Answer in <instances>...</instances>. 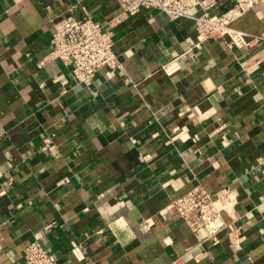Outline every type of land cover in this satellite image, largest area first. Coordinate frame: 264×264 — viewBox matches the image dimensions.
<instances>
[{
	"label": "crops",
	"instance_id": "0c3cea01",
	"mask_svg": "<svg viewBox=\"0 0 264 264\" xmlns=\"http://www.w3.org/2000/svg\"><path fill=\"white\" fill-rule=\"evenodd\" d=\"M85 11L118 54L88 86L60 60L39 64L56 17ZM122 12L118 0H0V264H26L35 239L60 264H264V178L251 169L264 154V42L196 48L188 17ZM235 25L264 31V1ZM198 181L235 188L231 237L171 210Z\"/></svg>",
	"mask_w": 264,
	"mask_h": 264
},
{
	"label": "built area",
	"instance_id": "2783aa9c",
	"mask_svg": "<svg viewBox=\"0 0 264 264\" xmlns=\"http://www.w3.org/2000/svg\"><path fill=\"white\" fill-rule=\"evenodd\" d=\"M264 0H230L220 12H215L218 0H118L122 15L137 13L142 9H155L171 20L188 17L194 23L196 40L194 47L201 48L206 41L225 40L230 48L251 47L264 42V31L251 33L235 25V22ZM189 55V54H188ZM60 60L71 66L77 83L91 85L96 73L103 67L116 68L118 54L110 31L92 19L88 11L77 17L58 15L54 20L53 49L39 62ZM180 57L163 65V70L173 75L180 69ZM179 136L187 138L185 129L176 127ZM185 134V135H184ZM50 146L46 139L43 148ZM264 178V154L251 168ZM238 195L235 188L227 185L214 191L203 183H195L188 191L174 198L170 208L192 229L208 227L209 236L217 239L221 232L229 236L238 230L236 207ZM78 247L74 248L75 251ZM26 264H60L56 255L40 240L28 242L22 250Z\"/></svg>",
	"mask_w": 264,
	"mask_h": 264
}]
</instances>
